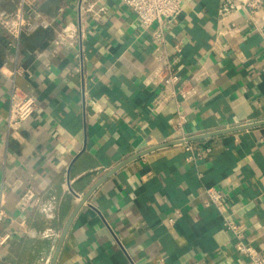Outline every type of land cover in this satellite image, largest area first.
<instances>
[{
    "label": "crops",
    "instance_id": "1",
    "mask_svg": "<svg viewBox=\"0 0 264 264\" xmlns=\"http://www.w3.org/2000/svg\"><path fill=\"white\" fill-rule=\"evenodd\" d=\"M250 1L182 0L161 46L122 0H37L17 54L4 20L19 1L0 0V264H51L96 184L55 264H249L206 185L264 255V125L197 139L213 148L198 166L175 142L264 120V3ZM164 50L190 92L159 102ZM16 64L37 106L9 129Z\"/></svg>",
    "mask_w": 264,
    "mask_h": 264
},
{
    "label": "built area",
    "instance_id": "2",
    "mask_svg": "<svg viewBox=\"0 0 264 264\" xmlns=\"http://www.w3.org/2000/svg\"><path fill=\"white\" fill-rule=\"evenodd\" d=\"M19 4L14 16L4 20L9 32L17 38L14 43L18 54L20 48V36L27 23L25 16L26 7L32 6L37 0H18ZM137 15L140 24L149 28L155 25L153 31L154 38L163 46L166 43V26L181 11L182 0H122ZM264 3V0H251L250 5L258 6ZM238 4L233 2L223 7L222 13H229L231 9ZM176 49L181 51L180 44ZM18 60V59H17ZM174 60L170 57L168 51L164 50L160 56L155 68L153 69V82L161 87L160 100L163 102L171 97H177L179 94L188 95L190 91L178 86L179 75L174 71ZM25 68L19 64L15 65L12 77V87L9 97V114L7 125L9 129H15L27 120L35 111L37 102L33 96L24 91L17 82V76L23 74ZM207 76V72L202 71L194 75L195 78L202 79ZM178 124L181 130L187 121L184 110H177ZM177 144H181L188 152V160L198 166L205 154L212 152L213 148L204 140H189L188 136L182 130V134L175 139ZM201 174V173H200ZM207 198V204L213 205L223 216L224 225L233 232L235 246L237 251L244 256L249 264H264V255L255 250V248L246 242V226L228 215L227 200L228 195L216 185H206L204 188ZM7 216L3 197L0 199V252L1 248L10 240L11 233L3 231L2 225Z\"/></svg>",
    "mask_w": 264,
    "mask_h": 264
},
{
    "label": "water",
    "instance_id": "3",
    "mask_svg": "<svg viewBox=\"0 0 264 264\" xmlns=\"http://www.w3.org/2000/svg\"><path fill=\"white\" fill-rule=\"evenodd\" d=\"M260 125H264V120H260V121H257V122H252V123H249V124H244V125H240V126H237V127H232V128H227V129H222V130H217V131H214V132H208V133H204V134H201L199 136H196V137H193V138H189V140H197V139H200V138H207V137H211V136H215V135H219V134H223V133H226V132H231V131H236V130H242V129H246V128H251V127H255V126H260ZM124 165L121 164L119 165L118 167H116L114 170L118 169L120 166ZM99 183V182H98ZM98 184H96L97 186ZM96 186H94L90 192L88 194H86L85 196H83L81 198V201L79 203V205L77 206V208L75 209V211L73 212L71 218L69 219L66 227H65V230L62 234V237L60 238V241H59V244L56 248V252H55V255H54V258L51 262V264H55L56 260H57V256H58V253L61 249V246L63 244V240H64V237L69 229V226L75 216V214L77 213V211L79 210V208L81 207V205L87 200V198L89 197V195L91 194V192L96 188Z\"/></svg>",
    "mask_w": 264,
    "mask_h": 264
}]
</instances>
